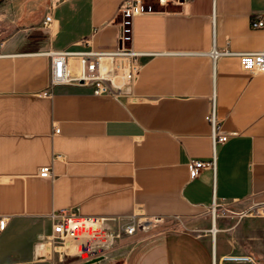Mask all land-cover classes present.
Masks as SVG:
<instances>
[{
	"label": "crops",
	"instance_id": "0c3cea01",
	"mask_svg": "<svg viewBox=\"0 0 264 264\" xmlns=\"http://www.w3.org/2000/svg\"><path fill=\"white\" fill-rule=\"evenodd\" d=\"M20 1L39 6L7 14L0 40V264H82L47 252L60 210L120 234L102 264H212L214 240L218 256L264 257V218L241 216L264 205V74L244 71L236 56L209 55L214 46L264 52V27H252L264 20V0H177L137 17L132 46L152 55L119 98L83 85L50 89L46 53L114 51L124 0ZM106 66L124 73L127 60ZM213 99L229 136L215 152ZM213 158L214 169L191 176L190 160ZM44 166L52 178L39 176ZM214 200L227 212L215 234ZM139 210L164 225L121 234Z\"/></svg>",
	"mask_w": 264,
	"mask_h": 264
},
{
	"label": "built area",
	"instance_id": "2783aa9c",
	"mask_svg": "<svg viewBox=\"0 0 264 264\" xmlns=\"http://www.w3.org/2000/svg\"><path fill=\"white\" fill-rule=\"evenodd\" d=\"M174 1L177 0H124L116 14L118 47L114 51L100 52L86 49L83 51L56 50L46 53L51 60L50 89L59 85H83L90 87L93 93L98 96L108 95L114 98L122 96L130 81H135L137 78L141 68V59L152 55L139 52L132 46L135 19L139 16L159 13L161 7H166ZM52 21V15L47 14L43 25L48 27ZM252 27L263 28L264 20L259 19L253 22ZM89 42L88 39H84L81 43L89 46ZM2 48L3 42H0V51ZM209 55L214 62L220 57L236 56L244 71L252 74H264V52L236 53L229 49H217L214 46ZM74 60L77 64L73 62ZM118 60H127L126 72L120 73L107 69L106 63L115 64ZM206 121L211 129L210 136L215 152L217 145L225 144L229 139L223 123L219 119L215 99L212 100ZM54 133H60V129L55 128ZM59 158L60 155L55 154L54 160ZM214 168L215 158L210 162L190 160L188 164L192 177L199 176L204 169ZM39 176L52 178V167L40 168ZM216 208L217 203L214 200L211 207L214 222ZM241 216L264 218V205L256 206ZM6 223V218H0V231L4 230ZM164 223V217L148 215L139 210L126 220L121 227V234L133 236L136 233H148L163 226ZM51 225L52 231L47 239L49 251L64 256L78 255L82 264L98 258H102L101 262L103 263L108 259L107 251L113 247L114 239L120 237V234L113 235L111 230L102 224V220L83 218L69 210L53 213ZM71 247H75L76 251H72ZM83 255L87 256L83 258ZM212 264H260V262L256 257L247 253H228L218 256L214 240Z\"/></svg>",
	"mask_w": 264,
	"mask_h": 264
},
{
	"label": "rangeland",
	"instance_id": "374dc122",
	"mask_svg": "<svg viewBox=\"0 0 264 264\" xmlns=\"http://www.w3.org/2000/svg\"><path fill=\"white\" fill-rule=\"evenodd\" d=\"M38 6H39L38 1L30 2V1H20V0H3L0 3V40L3 39L6 36V32H8L7 23L10 20H8L9 18L7 17V14L12 13V11H14L15 9H19V8L22 9L25 7L38 8ZM226 213H227L226 209H224L220 205H217L214 216L216 217V220L219 222L220 220H222L224 214ZM208 217L210 218V220L213 219L212 212L208 214ZM86 256L87 255H83V258H85ZM258 260L261 262L260 264H264V257L258 258Z\"/></svg>",
	"mask_w": 264,
	"mask_h": 264
},
{
	"label": "water",
	"instance_id": "95a60500",
	"mask_svg": "<svg viewBox=\"0 0 264 264\" xmlns=\"http://www.w3.org/2000/svg\"><path fill=\"white\" fill-rule=\"evenodd\" d=\"M3 0H0V3L2 2ZM102 258H98V259H95L93 261H90V262H86L84 264H102Z\"/></svg>",
	"mask_w": 264,
	"mask_h": 264
},
{
	"label": "bare ground",
	"instance_id": "6f19581e",
	"mask_svg": "<svg viewBox=\"0 0 264 264\" xmlns=\"http://www.w3.org/2000/svg\"><path fill=\"white\" fill-rule=\"evenodd\" d=\"M215 225H216V222H214V220H213V233H214V234H215L216 231H217ZM71 248H72V247H71ZM47 252H49V247H48V246H47Z\"/></svg>",
	"mask_w": 264,
	"mask_h": 264
}]
</instances>
